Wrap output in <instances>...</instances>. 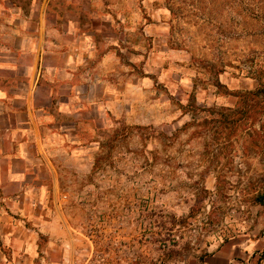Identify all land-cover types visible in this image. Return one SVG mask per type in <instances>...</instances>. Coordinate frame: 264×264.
<instances>
[{"label": "crops", "instance_id": "obj_1", "mask_svg": "<svg viewBox=\"0 0 264 264\" xmlns=\"http://www.w3.org/2000/svg\"><path fill=\"white\" fill-rule=\"evenodd\" d=\"M164 26L103 0H0V264H89L72 223L88 182H122L103 177L134 154L123 140L175 136L191 94L203 102L184 52L157 50ZM124 204L99 219L131 220L136 202ZM237 252L226 244L205 264Z\"/></svg>", "mask_w": 264, "mask_h": 264}, {"label": "rangeland", "instance_id": "obj_2", "mask_svg": "<svg viewBox=\"0 0 264 264\" xmlns=\"http://www.w3.org/2000/svg\"><path fill=\"white\" fill-rule=\"evenodd\" d=\"M103 2L165 24L157 50L184 52L203 102L191 94L188 121L175 136L153 128L123 140L134 154L103 177L122 182H88L86 215L77 219L75 207L72 223L84 230L79 243L89 246V264H205L226 244L245 252L237 264H263L264 105L249 102L248 110L258 106L255 119L236 111L238 94L264 84V0ZM230 94L232 105H223ZM100 198L110 201L99 205ZM130 200L131 220L99 219L129 213Z\"/></svg>", "mask_w": 264, "mask_h": 264}, {"label": "trees", "instance_id": "obj_3", "mask_svg": "<svg viewBox=\"0 0 264 264\" xmlns=\"http://www.w3.org/2000/svg\"><path fill=\"white\" fill-rule=\"evenodd\" d=\"M240 99V110L236 111V114L241 115L242 119H245L246 117H252L254 118L256 116L255 110H252V108L256 107L257 105H251L250 109L248 110V104L252 99H258L260 104L264 105V84H261L258 88H256L254 91H246L242 94H238ZM245 106V108H244ZM258 107V106H257ZM256 107V108H257ZM255 119V118H254ZM253 132L257 133L256 130Z\"/></svg>", "mask_w": 264, "mask_h": 264}]
</instances>
